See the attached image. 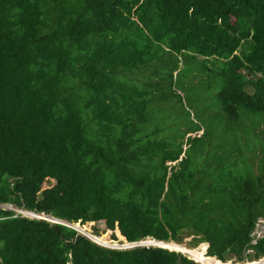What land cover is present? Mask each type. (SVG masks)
<instances>
[{
  "label": "trees",
  "instance_id": "trees-1",
  "mask_svg": "<svg viewBox=\"0 0 264 264\" xmlns=\"http://www.w3.org/2000/svg\"><path fill=\"white\" fill-rule=\"evenodd\" d=\"M155 45L217 71L225 121L191 118L177 61L150 96ZM174 94L186 121L163 131L153 112ZM239 111L264 114V0H0V264H200L3 204L97 240L264 257V129Z\"/></svg>",
  "mask_w": 264,
  "mask_h": 264
},
{
  "label": "rangeland",
  "instance_id": "rangeland-1",
  "mask_svg": "<svg viewBox=\"0 0 264 264\" xmlns=\"http://www.w3.org/2000/svg\"><path fill=\"white\" fill-rule=\"evenodd\" d=\"M245 47H246V51L251 50L252 42L249 41L245 45ZM154 49L156 51V54L154 57L157 56L158 59L151 60L150 62H152L153 70L157 74L155 76H151L150 72H148L147 74V78L151 79L153 82V83H148L146 86V88L151 90L150 96L153 99L158 100L159 98L158 90H161V88L159 87V83L161 82V77L166 74L167 66L169 65L170 67L174 64V62L177 61L179 68L176 72H174V75H173L174 80H175L174 86L177 89V91L181 94V96H183L184 107L190 112L191 118L197 121L200 125H202L203 128H207L208 125L210 126V124L214 126L216 124V119H215L216 117H220L222 119L221 121H225L224 117L222 116L220 104L217 98V93L220 89V82L218 79L217 71L212 73V71L208 69L207 67L205 69L202 68L200 64H196L192 59L185 57V55L183 54L175 56L172 53H167L164 49L158 48L157 45L154 46ZM144 67L149 69L150 68L149 63L145 65ZM178 102H179V97L177 94H174V96L171 97L170 101H166L161 104L164 110L163 112L157 113V109L154 110L153 115L158 118L157 120H159V123H160L159 125L163 127V131L171 128L170 124L173 123L171 121L172 119L174 120L175 117L178 119L183 118L182 123L186 121L184 118L183 111H181V108ZM238 122L241 126L242 124L248 125L244 133L246 134H251L253 132L259 133V132H262V130L264 129V114L249 113V112L247 113L241 112L240 114V111H239ZM228 130H229V132H227L228 135L234 138L235 124L229 123ZM198 133L201 134V131ZM226 142H232V141L230 138H228L222 142V145H224ZM1 206L16 209L11 204H3ZM25 213L29 217L32 216L31 213L28 211H25ZM48 218L52 221H54L53 219L61 220L57 217H51V218L48 217ZM261 222L262 223H259L257 225L258 234H260L261 232H264V221H261ZM97 226L100 228L104 226V224L98 223ZM92 237L97 240L95 236H92ZM100 239L101 238H99L98 241L105 242V240L102 241V239L101 240ZM190 241H191V237H188L184 240L182 244H176L175 246L177 248H180L185 254H188L192 256L193 258H195L197 262L201 261L199 259L202 258V256H199L198 253H195L194 249H198V250L201 249L202 243H199L198 245L193 247ZM105 243L111 244V245L125 244L124 242L120 243L119 241L109 242V243L108 241H106ZM169 246H172V243L169 244ZM123 247H128V246H123ZM207 248H208V244L206 247V255H207V250H208ZM202 259L208 262V264H215L213 261L215 258L208 260L207 257H203ZM224 264H264V258H261L256 261L241 262V263H237L231 260V261L225 262Z\"/></svg>",
  "mask_w": 264,
  "mask_h": 264
},
{
  "label": "water",
  "instance_id": "water-1",
  "mask_svg": "<svg viewBox=\"0 0 264 264\" xmlns=\"http://www.w3.org/2000/svg\"><path fill=\"white\" fill-rule=\"evenodd\" d=\"M57 222H59V223H65L66 225H69V226L73 227L74 229H76V230H78L79 232L83 233V234L86 235L88 238H90L92 241H94V242H96V243H98V244H100V245H103V246H106V247H110V248H118V249L123 247L122 244H121V245H116V244L111 245V244H106V243H105L106 241H105V242H100V241L94 239L91 235H89L88 232L83 231V230L80 229V228H82V227L79 225V223L70 224V223H66V222L61 221V220H57ZM157 243H158V244H157L158 246H166L165 244H171L170 242L168 243V242H163V241H160V242H157ZM175 245H176L175 243H172V246H171V247L168 246V247L183 252L180 248H177ZM183 253H184V252H183ZM188 257H190V258L194 259L195 261H197L195 258H193V257L190 256V255H188ZM209 257H211V256H209ZM213 258H215V257H213ZM263 258H264V257H263ZM215 259H216V258H215ZM198 262H199V261H198Z\"/></svg>",
  "mask_w": 264,
  "mask_h": 264
},
{
  "label": "clouds",
  "instance_id": "clouds-1",
  "mask_svg": "<svg viewBox=\"0 0 264 264\" xmlns=\"http://www.w3.org/2000/svg\"><path fill=\"white\" fill-rule=\"evenodd\" d=\"M2 208H4V209H13V208H8V207H2ZM16 210V209H15ZM18 210H21V209H17L16 210V212L17 213H20L21 215H23L21 212H18ZM22 211H24V210H22ZM28 212H30L31 213V217H36V218H44V219H47L48 221H50V222H55V223H59V222H57V220H55V219H53L54 221H52V220H50L48 217H53V216H49V215H47V217H46V215H43V214H41V215H39V214H36V213H34V212H31V211H28ZM25 216H27V215H25ZM65 222V221H64ZM67 223V222H66ZM65 224V223H64ZM147 239H151V240H153L154 241V243L155 244H158L157 242H160V241H157V240H155V239H153V238H146V239H143V240H140V241H138V242H130V243H125V244H122L123 246H128V247H122V248H119V249H123V248H130V247H135V246H146V245H135V243H139V242H141V241H144V240H147ZM164 242V241H163ZM169 243V242H168ZM170 243H174V242H170ZM148 245V246H158V245ZM176 244V243H175ZM208 244V243H207ZM168 247V246H167ZM181 252V251H180ZM183 253V252H182ZM185 254V253H184ZM187 255V254H186ZM263 258V257H262ZM192 259V258H191ZM261 259V258H260ZM220 261V260H219ZM222 262V261H221Z\"/></svg>",
  "mask_w": 264,
  "mask_h": 264
},
{
  "label": "bare ground",
  "instance_id": "bare-ground-1",
  "mask_svg": "<svg viewBox=\"0 0 264 264\" xmlns=\"http://www.w3.org/2000/svg\"><path fill=\"white\" fill-rule=\"evenodd\" d=\"M84 230V229H83ZM85 231V230H84ZM89 235H92V236H95L94 234H89ZM96 238H98L97 236H95ZM102 239V238H101ZM103 240V239H102ZM104 241V240H103ZM109 243V242H108ZM107 244V243H106ZM166 246H169V244H165ZM171 247V246H170ZM200 251L202 250V247H201V249H199ZM188 255V254H187ZM205 257H207L208 258V260L209 259H214L213 257H209V256H205ZM203 258V257H202ZM202 258H200L199 260H201V261H199L200 263H202V264H208V262H206V261H204ZM214 261V263L215 264H224V263H222L221 261H219V260H216V259H214L213 260Z\"/></svg>",
  "mask_w": 264,
  "mask_h": 264
},
{
  "label": "built area",
  "instance_id": "built-area-1",
  "mask_svg": "<svg viewBox=\"0 0 264 264\" xmlns=\"http://www.w3.org/2000/svg\"><path fill=\"white\" fill-rule=\"evenodd\" d=\"M18 212H21L23 215H26L25 211H22V210H18ZM154 241L151 240V239H147V240H144V241H141L139 243H135V245H154Z\"/></svg>",
  "mask_w": 264,
  "mask_h": 264
}]
</instances>
